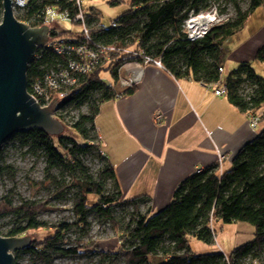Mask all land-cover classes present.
I'll return each mask as SVG.
<instances>
[{"label": "trees", "instance_id": "16d2710c", "mask_svg": "<svg viewBox=\"0 0 264 264\" xmlns=\"http://www.w3.org/2000/svg\"><path fill=\"white\" fill-rule=\"evenodd\" d=\"M209 1L129 0V9L117 17L109 28L101 24L102 13L97 8L91 6L84 9L83 5L78 7L70 0H29L25 7L15 11L16 19L31 28L44 25L48 9L68 13L71 21L81 12L91 41L108 48L102 65L87 74L78 75L79 82L67 90L59 106L72 104L80 109L87 104L88 114L81 115L72 124L64 122L60 115L55 116L64 127L59 136L34 129L10 138L28 142L32 150L46 159L49 167L78 166V160L74 159L76 154H88L95 150L102 163L97 182L89 177L72 180V186L78 190L73 195L70 209L73 224L49 227L39 222L38 215L53 209L46 202L14 206L7 197L0 199V219L10 215L17 218L5 237H17L22 233L28 235L29 232L36 235L27 247L13 253L15 264H18L20 254H30L38 262H49L54 256L61 255L68 258L97 257L100 264H243L246 259L248 264H264L261 257L264 250V130L239 151L229 170L220 175L217 166L212 165L200 174L190 175L176 187L172 201L151 216L147 197L121 199L114 169L99 150L95 116L100 104L115 99L119 94L101 78L103 71L116 85L120 80V69L125 64L142 63L149 58L158 60L175 79L193 80L204 85L217 82L219 68H223L224 62L223 45L244 29L248 17L262 6L263 0H247L245 11L240 9L238 0H224V6L209 5ZM106 3L116 7L125 1L106 0ZM227 4L233 5L234 17L214 27L201 39H188L184 24L191 14L213 6L219 14H226ZM1 18L0 0V22ZM76 23L74 30L57 32L51 28L49 37L58 40L63 39L60 36L72 34L74 37L65 39L69 41L66 44L85 43L79 29L81 23ZM37 53L39 58L32 61L27 69L28 93L32 82L43 80L49 70L66 68L68 62L67 56L57 54L53 46H44ZM253 62L264 65V46L258 48L253 61L241 62L229 72L223 79V85L225 97L232 107L258 115L264 108V76L257 74L252 67ZM132 88L124 93L131 92ZM57 93L60 92H53L51 96L55 97ZM97 95L98 99L95 98ZM90 131L94 133L95 144L88 141L87 133ZM2 154L1 149L0 162ZM4 173L13 175L9 166H0V174ZM92 196L95 197L93 201L90 199ZM142 204L148 206L143 215L139 213ZM120 205L133 208L126 223L114 216ZM91 216L100 223H109L114 230L117 242L113 247L105 249L96 239L69 246L65 233L74 228L88 237ZM21 222H26V226H19ZM215 222L247 223L253 227L254 239L233 249L230 255L195 254L188 237L212 243Z\"/></svg>", "mask_w": 264, "mask_h": 264}, {"label": "crops", "instance_id": "0c3cea01", "mask_svg": "<svg viewBox=\"0 0 264 264\" xmlns=\"http://www.w3.org/2000/svg\"><path fill=\"white\" fill-rule=\"evenodd\" d=\"M261 46L264 27L249 50L242 48L231 57L235 67L253 61ZM226 65L223 62V70ZM136 71L140 78L131 87L118 86ZM120 79L110 84L119 96L100 104L94 124L121 199L145 196L150 211L164 209L183 180L197 168L216 165L218 156L225 157L218 173L229 170L239 151L264 127L261 118L252 129L248 112L232 107L225 96H215L199 82L175 79L152 63L125 64ZM156 114L163 115L162 123H154Z\"/></svg>", "mask_w": 264, "mask_h": 264}, {"label": "rangeland", "instance_id": "374dc122", "mask_svg": "<svg viewBox=\"0 0 264 264\" xmlns=\"http://www.w3.org/2000/svg\"><path fill=\"white\" fill-rule=\"evenodd\" d=\"M125 3L120 6L112 7L106 0H83V8L95 7L102 13L101 24L105 28H109L111 23L119 17L124 11L129 9V0H124ZM221 1V2H220ZM209 5L220 4L224 6V0H210ZM239 7L242 11H245L248 7L247 0H238ZM226 14L229 15V19L234 17V9L232 4H227ZM189 18V17H188ZM76 22H67L63 19H56L49 26V30L54 28L57 32L64 30H74ZM185 25V24H184ZM86 26V25H85ZM264 27V0L261 7L255 10L246 22V25L242 31L234 35L222 47L224 63L227 64L224 69L223 79L229 72L235 69V63L231 57H234L240 50H249L248 45L257 36ZM81 24L79 29L82 30ZM64 40L66 38H72L74 36L63 35L60 36ZM230 65L231 67H229ZM252 67L259 75L264 76V65L253 62ZM134 76L140 78V72L133 73ZM101 78L107 84H114L113 79L107 72L100 74ZM121 80V79H120ZM119 80V82H120ZM128 80H121L118 86L124 85ZM98 95L95 96L98 99ZM55 97L52 98V101ZM51 101V102H52ZM61 101L59 102V106ZM264 109V108H263ZM89 109L87 104L83 105L80 109H76L73 105H65L59 107L54 116H61L64 122L72 124L79 120V117L83 114H88ZM262 118L260 125H264V110L260 116ZM89 129V126H87ZM264 130V127L263 129ZM89 143H94V133L92 131L87 133ZM2 160L0 166H9L13 175L0 174V199L7 197L14 206H19L23 203L31 202H46L49 206L53 207L51 211L38 215L37 220L39 222L47 224L49 227H57L60 224H73L74 217L70 211L72 207L73 195L77 193V188L72 186V180L74 179H86L91 178L94 182L98 181V171L101 169V160L97 157L96 150L88 154H76L75 158L78 160V166L58 165L55 167H49L46 159L40 156L39 152L30 148L28 142H24L18 138L9 139L2 145ZM99 150L103 152V149L99 146ZM73 159V160H74ZM106 189V188H105ZM108 191V189H106ZM92 201L94 196L90 198ZM147 205H141L139 207V213L145 214L147 211ZM162 209H152L149 215H154L160 212ZM133 211V208L128 205H120L116 208L114 216L116 219L124 221L126 223L129 218V213ZM16 217L6 216L0 219V233L5 237L7 231L13 225ZM90 233L88 237H84L81 233L71 228L65 233V239L68 240L69 246L74 247L81 241L86 243L88 239L98 240L99 245L108 249L113 247L117 242V237L114 230L110 227L109 223H100L94 216L89 218ZM19 226L25 227L26 222L19 223ZM215 233L213 235L212 243H204L194 237H188L189 245L192 251L197 254H212L223 253L230 255L233 249L251 242L254 239L253 227L247 223L235 222L230 224H222L220 222L214 223ZM39 235L43 236L41 232ZM17 237H29L32 240L36 235L33 232H29L28 235H19ZM264 259V250L263 255ZM18 264H100L97 257H84V258H68L61 255L54 256L49 262H38L34 256L30 254H20ZM243 264H248V260H243Z\"/></svg>", "mask_w": 264, "mask_h": 264}, {"label": "water", "instance_id": "95a60500", "mask_svg": "<svg viewBox=\"0 0 264 264\" xmlns=\"http://www.w3.org/2000/svg\"><path fill=\"white\" fill-rule=\"evenodd\" d=\"M0 22V150L12 136L38 129L50 136L64 132L54 114L59 103L41 107L27 91V69L49 40V28H30L14 15L12 0H1ZM56 99V98H55ZM30 244L29 237L0 235V264H15L13 253Z\"/></svg>", "mask_w": 264, "mask_h": 264}, {"label": "built area", "instance_id": "2783aa9c", "mask_svg": "<svg viewBox=\"0 0 264 264\" xmlns=\"http://www.w3.org/2000/svg\"><path fill=\"white\" fill-rule=\"evenodd\" d=\"M29 0H12V6L15 11L18 8H23L28 3ZM74 1L76 6L82 5L83 0H70ZM68 13H58L55 10L48 9L45 14L44 25L49 26L56 19H63L68 22H80L83 25L82 33L84 37V42L81 44H66L69 41L64 39H49L46 47L53 46L54 51L59 55H65L68 58L66 68H62L59 71L49 70L46 72L43 80L35 81L31 83V91L29 93L30 97L41 107L48 106L52 97L51 93L60 92L55 95V100L58 103L66 96L67 90L79 82V76L82 74H87L94 69L98 65H102L103 61L106 58V53L108 48L94 44L91 41V37L89 36V32L86 24L84 23L83 14L80 12L74 18L73 21L69 20ZM202 18L206 19V24L196 23L198 20H202ZM229 15L227 14H219L218 9L213 6L206 11H202L198 14H191L189 18L185 21V31L187 33V37L189 40L201 39L205 35L208 34L214 27L228 21ZM25 24V23H24ZM27 25V24H26ZM115 26V25H113ZM30 27V26H29ZM31 28V27H30ZM39 28V27H36ZM72 42V41H71ZM65 44L64 46H61ZM75 57V58H74ZM39 58L38 53L35 54L33 61ZM144 64H154L157 67H162L160 62L157 60H150L149 58H145L143 60ZM223 68H219V76L217 82L211 85H204L206 89H210L213 91L215 96H225V87L223 85ZM137 79V75L133 74L130 76V79L124 83L123 87H131L134 80ZM119 95H117L118 97ZM249 117V125L252 129H256L260 116L254 115L252 112H248ZM153 121L156 124H160L163 121L162 114H156L153 116ZM99 139V137H98ZM225 160L224 156H218L216 166L217 171L219 170V166ZM204 168H197L194 170L193 174H200ZM219 172V171H218ZM221 175V173H219Z\"/></svg>", "mask_w": 264, "mask_h": 264}, {"label": "bare ground", "instance_id": "6f19581e", "mask_svg": "<svg viewBox=\"0 0 264 264\" xmlns=\"http://www.w3.org/2000/svg\"><path fill=\"white\" fill-rule=\"evenodd\" d=\"M196 23H204V24H206L207 22H206V19H204V18H202V20H198V22H196Z\"/></svg>", "mask_w": 264, "mask_h": 264}]
</instances>
